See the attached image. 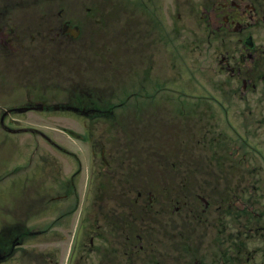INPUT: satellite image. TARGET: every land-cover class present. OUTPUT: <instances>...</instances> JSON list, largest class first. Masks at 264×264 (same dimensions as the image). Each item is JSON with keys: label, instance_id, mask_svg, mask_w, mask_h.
Wrapping results in <instances>:
<instances>
[{"label": "rangeland", "instance_id": "obj_1", "mask_svg": "<svg viewBox=\"0 0 264 264\" xmlns=\"http://www.w3.org/2000/svg\"><path fill=\"white\" fill-rule=\"evenodd\" d=\"M32 1L30 6L56 4L62 11L59 19H70L69 25L86 21L81 14H66L65 0ZM210 1L80 0L81 11L89 3L94 10L92 55L79 58L75 71L84 75L78 88L72 87L75 77L59 80L33 52L36 42L45 41L39 30L46 27L53 35L64 28L61 22L42 25L47 18L42 15L27 29L33 37L23 45L0 40V179L13 170L39 165L63 172L58 190H69L70 200L79 204L83 215L87 213L80 220L89 233L78 248L50 234L28 236L0 264L264 263V213L258 215L264 212V88L242 96L235 79L213 70L236 37L230 31L211 30V19L203 12ZM16 3L12 13L21 7ZM0 11L4 13L1 7ZM149 54L160 55L168 68L147 67L146 79L123 92L125 73L136 70ZM10 60L18 62V69ZM36 79L45 85L35 86ZM81 99L113 112L92 116V125H85L68 110H28L5 116L4 124L17 133L1 125L4 111L12 106L39 101L71 104ZM143 111H148L147 117ZM68 128L94 138L92 159L85 166L92 171L91 188L86 187L85 176L72 183L73 166L41 135L89 156L85 147L75 146L80 143L66 132ZM102 147L107 165L100 159ZM98 179L103 183L96 186ZM8 183L6 178L4 187L0 185V243L7 239L10 244L18 226L37 230L50 216L38 223L27 215L16 219L28 205L36 206L46 197L35 202L37 198L25 188L9 194ZM242 192L243 229L237 240L241 260L236 261L231 246L236 241L231 238L236 231L235 203Z\"/></svg>", "mask_w": 264, "mask_h": 264}, {"label": "flooded vegetation", "instance_id": "obj_2", "mask_svg": "<svg viewBox=\"0 0 264 264\" xmlns=\"http://www.w3.org/2000/svg\"><path fill=\"white\" fill-rule=\"evenodd\" d=\"M203 12L205 17L209 16L211 19L208 24L211 26L212 31H230L236 37L232 48L228 49V55H220L213 70L219 75H228L230 78L235 79L237 88L242 96H245L250 90H257L260 86L264 88V0H212L203 6ZM234 45L236 46L234 47ZM157 64L168 68L166 63L162 64L158 54H149L143 58L136 70H130L124 76L122 80L123 90L125 91L128 87L140 84L142 80L146 79V76H144L146 68L149 66L154 68ZM255 75H257L259 81L256 80ZM130 97L129 95L126 98L127 102L130 101ZM69 103L71 104L46 103L42 107V111L68 110L71 114H75L79 119L83 120L85 125H92V116L96 117L92 110L106 111L105 109L92 107V102H84L83 99ZM26 106L29 110H38L36 103H28ZM157 107H159L158 100L154 104V110ZM130 113L128 112L127 115L129 116ZM141 114L143 117H147L148 111H143ZM90 117L91 121L89 122L88 119ZM92 142H94V138H90L88 135L83 138H75V143H80L75 146L78 148L85 147L90 153L89 156L82 157L77 151L63 152V154L68 155L66 156L69 160L68 163L73 166V170L69 173L72 183L85 176L87 188L92 187V171L85 169V166L92 159ZM58 147L61 148L60 146ZM100 159L104 165L109 163L104 147L100 150ZM39 166L30 171L36 173ZM262 167L263 165L261 169L264 171ZM63 174V172L58 171H51L50 173L42 171L38 185L42 193L44 188L47 190V193H43L44 196L54 193L62 198L64 203L71 205L73 204L70 200L71 192L66 190V192L60 193L57 187L60 185L59 181L63 179ZM65 178H68V176H65ZM102 183L103 180L98 179L94 182V185L98 186ZM61 185L67 187L63 183ZM74 188L77 190L76 185H74ZM223 188H226V185ZM242 193L245 194V192ZM14 253L15 250L12 246L6 247L0 243V260H8Z\"/></svg>", "mask_w": 264, "mask_h": 264}]
</instances>
